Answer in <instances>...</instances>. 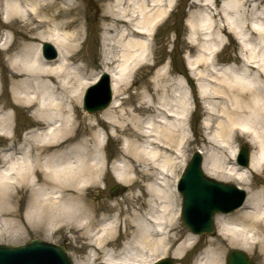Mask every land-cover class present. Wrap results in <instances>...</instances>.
I'll use <instances>...</instances> for the list:
<instances>
[{
  "label": "bare ground",
  "instance_id": "bare-ground-1",
  "mask_svg": "<svg viewBox=\"0 0 264 264\" xmlns=\"http://www.w3.org/2000/svg\"><path fill=\"white\" fill-rule=\"evenodd\" d=\"M75 1L1 0L0 51L6 61L0 72L4 81L7 77L13 104L0 89V137L10 142L0 150V239L20 241L30 230L49 238L73 231L81 248L90 249L75 264H151L173 251L182 237L174 250L180 257L200 240L191 230L179 231L182 192L173 182L188 159L191 91L182 80L175 85L165 72L158 83L147 84L146 93L117 98L122 85L151 59L150 37L174 0H114L104 9L109 23L103 61L112 77L113 100L99 114L79 112L85 88L99 74L84 80L90 66L78 54L82 20ZM194 2L202 9L188 22L189 40L198 47L190 69L206 81L199 85L210 117L204 123L214 127L200 147L204 170L248 190L242 207L215 215L217 235L194 264H224L227 246L258 251L264 264V185L252 190L249 180L250 172H264V0H223L217 10L214 0ZM218 13L224 20L215 18ZM231 35L241 45L240 66L220 65L216 58ZM45 41L58 49L56 59L42 50ZM16 106L31 120L17 145ZM238 132L254 146L247 167L227 164L228 151L235 158L238 145L232 143ZM110 133L124 139L116 177L128 183L129 192L110 207L112 215L97 219L99 205L85 191L102 180L103 143ZM27 199L22 215L18 207ZM125 203L134 208L124 210ZM121 236L128 240L119 250Z\"/></svg>",
  "mask_w": 264,
  "mask_h": 264
},
{
  "label": "rangeland",
  "instance_id": "rangeland-1",
  "mask_svg": "<svg viewBox=\"0 0 264 264\" xmlns=\"http://www.w3.org/2000/svg\"><path fill=\"white\" fill-rule=\"evenodd\" d=\"M223 0H214L216 5V10L219 9L220 4ZM114 0H76L75 3L81 5L80 14L82 20V37L79 41L81 51L78 53L81 57H83V63H87L90 67L85 70L83 75L84 80L90 79L93 76L100 75V73L104 72V54H103V38L107 33L106 31V23H109V20H106L104 17V9L111 5ZM168 2L164 3V7ZM239 9L241 6H238ZM202 9L199 4L195 3L194 0H180V4L174 10V15L169 19V21L164 23L158 30L157 35L152 40V56L151 59L139 69H137L133 76L130 78L129 83L127 85H122V92L118 94L117 98L120 101L124 99H129L132 95H136L139 92L143 94V91L146 93L147 84L154 85L158 83L160 79V74L169 72L170 78L174 82L175 80L179 82L182 80L183 84H186L188 90H190L193 94V104L191 112L192 117L190 118L189 126L191 128V133L189 137L188 144V159L191 157L193 152L201 151V146L206 145L210 136L213 135L214 127L207 129L205 128V120L209 117L208 105L205 100L200 96L199 93V85L204 84L205 80H202L197 75H193L190 69V62L194 61L198 56V47L193 45L190 40V27H189V19L192 14L196 13L198 10ZM216 19H223V15L220 13L216 14ZM4 30L3 28V19H2V4L0 0V37L1 33ZM41 43V42H39ZM225 48L217 54V60L220 65H238L240 66V62L238 60L239 55L241 54V45L239 41L233 36H227ZM5 59V54L0 51V66H3ZM197 72L206 73L205 69H195ZM194 70V71H195ZM215 70V69H214ZM3 72H0V89L5 91V98L11 102V95L8 91L9 83L7 77H5V81L2 79ZM7 76V72H5ZM177 82H174L175 85ZM174 85V86H175ZM82 94V104L80 106V113H90L84 109L83 106V95ZM220 101V100H217ZM15 106V105H14ZM109 107V106H108ZM124 107H128V104H125ZM16 108L17 116L15 119V124L17 125V129L15 131V136L13 137L15 145L19 143L22 139V130L27 127V125L31 122L29 117L27 116V112L21 111ZM85 110V111H84ZM103 110H99L90 114H99ZM10 143V142H9ZM8 141H5L2 137H0V150L5 149L9 146ZM246 143L252 149L254 146L249 142L248 137L240 132L237 133V138L235 143L232 145H241ZM103 159L105 162L102 180L97 185H93L89 190L85 191L87 197L93 200L95 203L99 205L97 211V219L103 217H109L112 215V211H110V207L113 206L116 202L121 201L129 192L128 183L119 182L116 177V166L119 167L122 165V155H123V146L124 139L121 135H116L114 133H110L106 135L105 142L103 143ZM202 152V151H201ZM226 157L228 159L227 164L232 165L233 156L231 151L226 153ZM180 170H178V177L182 170L183 166H179ZM204 167V163H203ZM205 171V170H204ZM206 172V171H205ZM207 173V172H206ZM208 174V173H207ZM219 179V178H216ZM173 180V179H172ZM221 180V179H220ZM249 180L251 181L252 190H256L257 186L264 185V172L261 173H251ZM226 181V180H222ZM148 180H142V183H147ZM174 182V181H173ZM229 183H235L239 186H243L247 188L235 180L226 181ZM115 185H119L120 188L116 191V193H112ZM137 194L142 195L140 189L136 190ZM182 202L180 198L179 203ZM128 203L123 205V209L127 210L131 207V210L134 206H128ZM28 206V199L26 202H23L22 205L18 207L20 213L23 215L26 212V208ZM138 206V205H136ZM124 218V215L122 216ZM216 224V221H215ZM124 228V225H123ZM217 232L218 227L216 225ZM180 233H189V229L186 227L185 223L181 219L179 225ZM61 230L58 231L51 236L50 238L45 235V233L36 232L30 230L28 233L24 235V238L20 241H12V240H2L0 239V243L18 246L21 244L30 241L31 239H42L46 241H50L56 244H61L67 247L69 255L71 256L73 263L74 260L83 258L89 251V248H81L82 243L77 242L75 237L73 236L75 233ZM214 236L203 234L200 236V240L197 245L193 247H189L185 250L180 257L174 254V250L179 246L182 237L175 243L173 246V251L169 252L167 256H172L174 259V264H194L198 257L203 256L205 250L208 247V239L215 237ZM128 240V237L121 236L117 241V246L115 248H119L123 246V244ZM232 249H241L237 246H227L226 250L223 253V262L227 264V256L228 252ZM243 250V249H241ZM246 252V251H245ZM249 257L253 259L255 264H260L259 252H246ZM199 257V258H200ZM81 260V259H80Z\"/></svg>",
  "mask_w": 264,
  "mask_h": 264
},
{
  "label": "water",
  "instance_id": "water-1",
  "mask_svg": "<svg viewBox=\"0 0 264 264\" xmlns=\"http://www.w3.org/2000/svg\"><path fill=\"white\" fill-rule=\"evenodd\" d=\"M44 49H52V46L47 43L45 44ZM103 78L104 80L99 85L92 87V90H99L100 96L98 100L99 102H92L95 106H91L90 104H88V109L90 110V112H93L96 109L105 108L111 100V92L110 88L108 87L109 84L107 80L108 75L105 74ZM248 159L249 150L248 148L244 147L241 163L247 165ZM201 163L202 155L197 152L190 162V165L186 172V176L183 178L181 184V191L184 194V221L188 225V227L195 233L208 232L210 234H214L215 212L221 210L228 211L233 209L232 207H230V205H232L235 200H238L240 198L238 194H241L242 199L245 195V192L239 190L232 184L222 183L205 176L201 170ZM193 178H195V180ZM188 184L192 185V187H200L206 192H209L207 188L209 190L220 191V201L214 195L215 197L213 196L212 198L214 200L211 199V201H209L207 205H204L202 203V200L204 199V197H209V194L207 193L204 196L195 199L192 196L191 189ZM209 193L212 196V193ZM224 193L235 196L229 199V197ZM226 200H228L227 203H225ZM198 202L202 205L201 208L203 211L201 217L196 219L192 214V210L194 208L193 205H196ZM226 206H228L229 208H226ZM228 260L229 264H254L253 261L250 260L247 255L240 250L231 251ZM172 263V259H166L158 264ZM0 264H72V262L66 252L65 247L36 239L19 247L0 244Z\"/></svg>",
  "mask_w": 264,
  "mask_h": 264
}]
</instances>
